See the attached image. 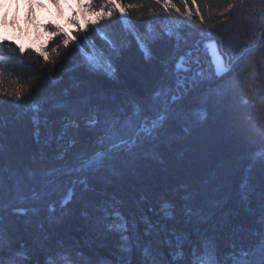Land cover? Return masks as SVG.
I'll return each mask as SVG.
<instances>
[{
	"label": "trees",
	"instance_id": "obj_1",
	"mask_svg": "<svg viewBox=\"0 0 264 264\" xmlns=\"http://www.w3.org/2000/svg\"><path fill=\"white\" fill-rule=\"evenodd\" d=\"M90 6L135 31L111 75L0 44V264H264V0Z\"/></svg>",
	"mask_w": 264,
	"mask_h": 264
},
{
	"label": "rangeland",
	"instance_id": "obj_2",
	"mask_svg": "<svg viewBox=\"0 0 264 264\" xmlns=\"http://www.w3.org/2000/svg\"><path fill=\"white\" fill-rule=\"evenodd\" d=\"M87 1L28 0L26 3V0H0V17H3L0 19V39L42 54L46 42L53 36L49 27L62 32L68 41L78 34L85 42V47L80 51L81 64L94 72L111 75V56L119 47L117 35H133L135 31L128 26L125 14L119 9L115 16L121 26L117 27L109 15L100 14V10L92 6L87 7ZM58 11H62V14H58ZM176 24H169L170 33L174 32ZM135 36L144 45L152 36L151 28Z\"/></svg>",
	"mask_w": 264,
	"mask_h": 264
},
{
	"label": "water",
	"instance_id": "obj_3",
	"mask_svg": "<svg viewBox=\"0 0 264 264\" xmlns=\"http://www.w3.org/2000/svg\"><path fill=\"white\" fill-rule=\"evenodd\" d=\"M209 56H210V61L216 70V73L220 75L223 72V66H222V62L217 57V54L214 48H211L209 50Z\"/></svg>",
	"mask_w": 264,
	"mask_h": 264
},
{
	"label": "snow or ice",
	"instance_id": "obj_4",
	"mask_svg": "<svg viewBox=\"0 0 264 264\" xmlns=\"http://www.w3.org/2000/svg\"><path fill=\"white\" fill-rule=\"evenodd\" d=\"M28 2V0H26V3ZM58 14H62V11H58ZM0 19H3V17H0ZM183 254H182V252L180 253V256H182ZM199 257H196V258H194V260H193V262H192V264H199ZM64 260L67 262V264H72V261H71V259L68 257V256H65L64 257Z\"/></svg>",
	"mask_w": 264,
	"mask_h": 264
},
{
	"label": "bare ground",
	"instance_id": "obj_5",
	"mask_svg": "<svg viewBox=\"0 0 264 264\" xmlns=\"http://www.w3.org/2000/svg\"><path fill=\"white\" fill-rule=\"evenodd\" d=\"M211 64H212V63H211ZM212 67H213V68H212V71H216L213 65H212ZM226 68H227V64H225V63H224V66H223V71H225V70H226ZM138 131H139V130H138Z\"/></svg>",
	"mask_w": 264,
	"mask_h": 264
}]
</instances>
